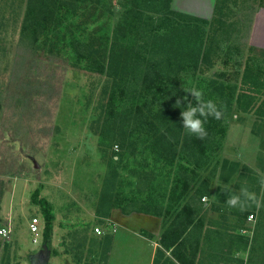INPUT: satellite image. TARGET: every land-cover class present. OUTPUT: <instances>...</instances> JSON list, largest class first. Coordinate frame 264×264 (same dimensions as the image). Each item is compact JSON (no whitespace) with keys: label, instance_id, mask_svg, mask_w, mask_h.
Wrapping results in <instances>:
<instances>
[{"label":"trees","instance_id":"1","mask_svg":"<svg viewBox=\"0 0 264 264\" xmlns=\"http://www.w3.org/2000/svg\"><path fill=\"white\" fill-rule=\"evenodd\" d=\"M171 4L25 0L18 52L37 69L68 67L92 77L96 82L87 84V96L99 87L90 120L98 127L95 157L100 161L93 164L102 175L100 192L90 203L96 215L93 225L107 227L104 218L113 208L125 215L160 218L164 230L153 264L166 251V260L172 257L179 264H264V181L259 206L248 202L243 211L227 206V192L221 190L204 213L190 201L191 193L199 205L201 198H211V180L219 169L221 175L229 169L224 181L237 171L234 163L219 160L230 114L237 113L238 121L248 115L264 121V49L248 43L253 16L264 8V0H214L209 19L176 11ZM187 87L200 89L222 113L219 120L208 118L203 139L180 127L174 102ZM259 136L264 149V130ZM241 171L253 173L247 166ZM2 185L0 179V199ZM233 187L250 191L244 184ZM260 191L254 190L256 195ZM37 204L43 221L41 246L47 248L42 264H52L50 259L62 254L71 260L57 264H94L80 257L90 227L83 221L71 224L67 234L80 245L75 250L61 244L59 253L51 245L53 207L44 200ZM207 211L219 216L206 218ZM255 211L252 236L235 232L231 221L243 223ZM11 245H0V264H20ZM244 253L247 260L239 257Z\"/></svg>","mask_w":264,"mask_h":264},{"label":"rangeland","instance_id":"2","mask_svg":"<svg viewBox=\"0 0 264 264\" xmlns=\"http://www.w3.org/2000/svg\"><path fill=\"white\" fill-rule=\"evenodd\" d=\"M203 4V9L198 11L211 15L205 6L210 4L211 9L213 0H204ZM24 7L25 0H0V179L3 182L0 229L8 232L6 237H0L1 248L3 243H10L20 264L31 261L41 264L37 254L41 250L43 221L37 202L44 200L53 207L55 219L51 245L57 252H63L61 244L77 250L76 246L80 243L69 237L67 232L71 224L83 221L90 227V242L93 245L97 242L99 246L95 253L90 243L85 244L83 252L78 249L77 253H81L84 261L89 258L95 262L107 256L104 264H146L150 253L145 251L147 241L143 234L127 233L119 242H114L115 237L108 239L110 234L106 229L103 231V227L93 225L96 215L90 203L100 192L102 175L93 164L100 161L95 157L98 127L90 120L96 114L94 106L99 99V87L92 96H87V84L96 82L92 77L68 67L57 72L52 67L37 69L29 58L19 54L18 36ZM52 84L57 85V96ZM237 116V113H231L225 122L226 136L219 153V160L227 159V162L234 163L237 171L224 181L229 169L222 175L219 169L211 185L210 202L215 200L225 183L237 193L239 189L233 186L244 184L253 196L249 202L259 206L262 200L261 183L264 181V149L259 134L264 130V121L253 115L238 121ZM102 153L111 155L110 150H103ZM245 165L252 169V174L241 171ZM203 176L206 177L205 174ZM257 187L261 191L256 195L254 190ZM93 191L96 194H92ZM225 196L227 198V193ZM252 215V220L247 217L243 223L240 220L231 221L237 228L235 232L241 231L251 237L257 211ZM143 217L115 212L110 220L119 229L133 233L140 232L137 230L139 223L142 229L159 223L156 218ZM32 218L38 220V235L30 233ZM107 220L105 218V222ZM94 227L100 228L102 235L106 232V237H95L92 234ZM109 246L114 260L109 259ZM2 253L1 249L0 256ZM239 257L247 260L245 253L239 254ZM59 259L70 262L71 256L62 254L51 258L50 262L57 264ZM46 262H49V256Z\"/></svg>","mask_w":264,"mask_h":264},{"label":"crops","instance_id":"3","mask_svg":"<svg viewBox=\"0 0 264 264\" xmlns=\"http://www.w3.org/2000/svg\"><path fill=\"white\" fill-rule=\"evenodd\" d=\"M191 1H194L198 6L195 7L194 2H191ZM203 2H204V0H172L171 7H172V9H174L176 11H179V12H182V13H185V14H189V15H193V16L209 19L211 17V15H207L206 16V15H204L205 13H204L203 10L202 11H198L199 9H203V7H204ZM213 3H214V0H213ZM187 4H189V6ZM205 8H208L209 9L208 11L211 14L212 13V8H213V4H212L211 9H210V4L205 6ZM205 8H204V10H205ZM248 43L250 45H252V46L264 49V8H261L258 11H256L254 16H253V20H252V24H251L250 31H249V36H248ZM247 167H249V166H247ZM212 184H213V180H211V185ZM203 199H205V200L202 201V198L200 199L201 201H200V205H199V203L197 204L196 199L192 197V193L190 195V201H191V203H193L192 205L195 207V209H197L198 207H201L202 208V210H201L202 213H204V211H206V209L209 207V203H210L211 198L203 197ZM115 212L121 213V211L119 209H117V208L111 209L109 211L108 216L106 217V219H108L106 221V223H112V224L109 225V226L107 225V227H103V231H105V229H106L107 233L110 234V237L108 239H110V240L112 239L113 240V237H115V241L114 242H119L122 239V235H125L124 237H126L127 233H130L132 235H137V234H140L141 231L146 232L147 234H149L151 236L150 238H148V237L142 235V237L144 239H146V241H147L146 246H145V248H146L145 251L150 253L146 264H153L155 252H156L157 249L160 248L159 238H160L161 233L164 230V228L162 227L161 219L158 218V217H155V216L145 215V214H140V213H130V214H126V215L121 213V214H123L125 216H131V217L132 216L140 217V215H141V216H144L143 218H145V219L148 218V217H152V218H156V220H158V222H159L157 225L149 227L148 229H142L141 228V224L139 223V227H137V230H140V232L139 233H133V232H130L128 230L119 229V227L114 222H112L110 220V216L113 215V213H115ZM215 216H218V214L215 213V212L207 211V218L214 219ZM104 220H105V218H104ZM122 232H124V233H122ZM92 234L95 237H98L94 233H92ZM115 234H116V236H114ZM89 236L90 235L88 234V237H87L88 240L85 243L82 242V243H84V244H82V245H84V246H82V252H83V249L85 247V244L90 243V248L92 249V252L95 253V251H97V247H99V246L97 245V242H94V245H93L92 242H90V240H89L90 239ZM104 236L106 237V235H104ZM109 251H110L109 259H113V250H111L110 246H109ZM107 254H109V252ZM168 256H169V252L166 251L165 252V256L160 258L159 260H157L156 264H179L172 257H170L171 261H169V260L167 261L166 258H169ZM83 258L84 257L82 256V260H83ZM103 258L104 259L95 260L94 264H104L105 261H107V256L106 257L104 256ZM112 264H121V262H118V263L114 262Z\"/></svg>","mask_w":264,"mask_h":264},{"label":"clouds","instance_id":"4","mask_svg":"<svg viewBox=\"0 0 264 264\" xmlns=\"http://www.w3.org/2000/svg\"><path fill=\"white\" fill-rule=\"evenodd\" d=\"M182 90L185 95L177 97L174 102L176 108L180 109V127L186 134L203 139L207 135L204 125L208 118L211 117L219 120L222 114L221 110L214 100L205 99L200 89L187 87ZM172 95H175V93ZM217 183L219 184L221 182L217 181ZM225 191L227 192V198L224 203L230 208H237L243 211L247 207L248 202L253 200V196L245 187H240L237 193L236 191H232L231 185L225 183L221 192L223 193Z\"/></svg>","mask_w":264,"mask_h":264},{"label":"built area","instance_id":"5","mask_svg":"<svg viewBox=\"0 0 264 264\" xmlns=\"http://www.w3.org/2000/svg\"><path fill=\"white\" fill-rule=\"evenodd\" d=\"M205 199L202 198V201H204ZM252 220L253 219V215H249L248 216V220ZM29 230H30V233L33 234V235H38L40 233V228H39V224H38V220L37 218H32L30 220V223H29ZM93 232L95 235H102L103 231L98 228V227H94L93 229ZM7 231L6 229L4 228H1L0 229V237L4 238L7 236ZM34 242H36V240L34 239Z\"/></svg>","mask_w":264,"mask_h":264},{"label":"water","instance_id":"6","mask_svg":"<svg viewBox=\"0 0 264 264\" xmlns=\"http://www.w3.org/2000/svg\"><path fill=\"white\" fill-rule=\"evenodd\" d=\"M47 255V248L46 245H42L41 246V250L39 251V253L37 254V258L38 260L42 263H44V260L46 258Z\"/></svg>","mask_w":264,"mask_h":264}]
</instances>
